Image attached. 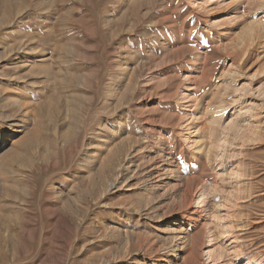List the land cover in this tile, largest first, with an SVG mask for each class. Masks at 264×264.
<instances>
[{"label":"rangeland","instance_id":"374dc122","mask_svg":"<svg viewBox=\"0 0 264 264\" xmlns=\"http://www.w3.org/2000/svg\"><path fill=\"white\" fill-rule=\"evenodd\" d=\"M0 264H264V0H0Z\"/></svg>","mask_w":264,"mask_h":264},{"label":"bare ground","instance_id":"6f19581e","mask_svg":"<svg viewBox=\"0 0 264 264\" xmlns=\"http://www.w3.org/2000/svg\"><path fill=\"white\" fill-rule=\"evenodd\" d=\"M248 112H249V111H248ZM2 115H3V113H2ZM6 117H8V115H5V116H4V118H6Z\"/></svg>","mask_w":264,"mask_h":264}]
</instances>
